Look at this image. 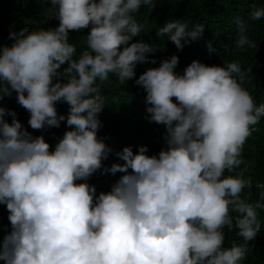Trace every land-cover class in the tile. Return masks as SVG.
<instances>
[{
    "label": "clouds",
    "instance_id": "1",
    "mask_svg": "<svg viewBox=\"0 0 264 264\" xmlns=\"http://www.w3.org/2000/svg\"><path fill=\"white\" fill-rule=\"evenodd\" d=\"M51 5L58 27L10 32L15 42L0 53V99L14 91L33 129L59 127L66 119L72 130L50 151L43 136L33 138L14 111L0 107V204L12 226L0 259L5 264H240L245 246L222 247L224 227H233L230 210L239 214L238 235L250 241L261 228L256 209L264 205L241 199L250 178L224 173L242 163V146L250 126L264 116V105H256L238 82L239 63L220 67L194 60L179 75L173 55L141 74L135 83L146 92L148 118L166 126L168 147L158 156L146 155V146L135 154L125 147L117 153L124 163L108 171L126 174L110 192L97 195L95 186L75 183L100 169L111 151L97 137V114L104 108L97 81L115 74L125 84L135 77L137 63L156 51L145 42L128 46L144 30L134 13L141 5L152 7V0H51ZM262 17L264 7L251 12L253 20ZM90 24L87 49L74 58L69 30ZM237 24V47H255ZM203 28L188 30L186 23L171 20L158 35L167 34L181 49L182 39H196ZM58 101L69 106L67 117L58 115ZM5 115L13 117L11 123Z\"/></svg>",
    "mask_w": 264,
    "mask_h": 264
},
{
    "label": "trees",
    "instance_id": "2",
    "mask_svg": "<svg viewBox=\"0 0 264 264\" xmlns=\"http://www.w3.org/2000/svg\"><path fill=\"white\" fill-rule=\"evenodd\" d=\"M152 7L141 5L134 13L136 21L144 26V30L134 36L129 42H145L156 46L154 53H149L148 60L137 63L135 77L120 84L115 74H109V79L100 83V94L104 99V108L99 112L101 123L97 137L111 149L107 159L102 161V167L94 172L87 180H77L75 183H88L96 188V194L111 191L113 184L126 174L120 171L111 173L108 169L113 164H123L124 161L117 155L125 147H131L133 153L138 152L140 146H146V155H157L162 149H167V129L164 124L151 121L148 117L145 103L146 92L135 83L141 74L149 68H157L161 62L178 57V65L174 69L179 75L192 61H199L207 66L224 67L229 62H238L243 78L237 76L238 82L252 96L256 105H264V17L258 20L251 18L254 8L264 7V0H152ZM180 20L192 30L197 24H203L201 34L196 38L182 39L183 47L178 49L168 35H158L159 29L168 21ZM237 21L243 25V34L256 46L238 48L241 30ZM60 21L52 10L51 0H0V53L5 46L11 47L15 37L10 38V32H19L23 28L29 31L49 30L58 27ZM91 30L87 28L69 30V43L76 48L74 58L87 49L86 37ZM211 45L212 50H209ZM125 45H121V50ZM155 61L153 63L152 61ZM67 63L59 69L63 72ZM61 82H66L63 77ZM53 82H56L55 80ZM173 102H177L172 97ZM178 103V102H177ZM0 107L10 109L16 113L22 129L27 130L33 138L43 136L53 151L56 143L66 131L72 130L65 121L59 127L45 126L42 129H33L28 121L30 113L16 100V93L3 96ZM58 115L67 117L69 106L66 102L55 103ZM4 119L11 123L13 117L5 115ZM251 134L246 138L240 159L242 163L233 171L225 170L224 175L242 173L245 179L250 178V186H246L240 193L241 199L255 206L264 205V116L259 122L250 126ZM128 169V172H131ZM257 219L261 228L254 239L245 241L238 235L235 227V218L239 215L230 210L233 218V227H224V243L222 247L230 248L233 244L246 247V254L240 264H264V208H258ZM9 211L5 204H0V250L3 240L12 230L8 219ZM0 264L5 261L0 259Z\"/></svg>",
    "mask_w": 264,
    "mask_h": 264
}]
</instances>
